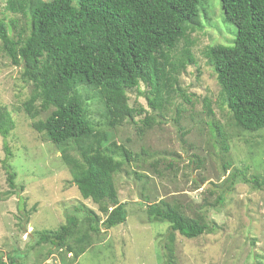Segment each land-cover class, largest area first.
I'll return each mask as SVG.
<instances>
[{"label": "trees", "instance_id": "16d2710c", "mask_svg": "<svg viewBox=\"0 0 264 264\" xmlns=\"http://www.w3.org/2000/svg\"><path fill=\"white\" fill-rule=\"evenodd\" d=\"M199 0H6V6L29 17V28L16 36L0 19L1 48L14 65H22L21 77L32 90L27 110L51 112L32 123L59 150L83 199L97 205L96 213L83 203L73 206L55 230H32L34 243L72 252L76 257L85 250L82 243L101 227L109 229L128 216L125 202L118 200L114 174L133 156L128 149L109 141L99 132L87 109V96L81 88L98 91L108 125L125 120L150 125V116L141 107L128 103V89L143 83L151 97L152 108H162L164 98L174 92L176 75L195 63L188 33L200 27ZM223 18L236 27L231 45H209L204 55L211 65L220 88L221 103L227 108L232 124L240 131L264 128V0H220ZM180 41L183 55L169 58ZM165 95V97H164ZM207 115L213 118L209 98H203ZM31 113L30 115H32ZM145 113L142 119L135 116ZM214 142L219 149L223 171L230 166L226 135L212 119ZM9 111L0 106V136L13 129ZM1 165L6 174V196L18 195L17 209L28 222L34 206L27 207L24 187L15 182L16 173L8 159L9 146L4 141ZM70 149L75 153H70ZM136 155V154H135ZM202 164L200 157L195 158ZM193 162V160H192ZM237 182L259 186L258 177L247 168H232L218 187H222L210 206L221 204L226 192ZM146 198V197H145ZM146 200V199H145ZM207 207V206H206ZM148 222L169 223L168 239L173 233L194 238L209 229L200 214L186 215L178 203L164 199L147 201L144 209ZM81 230H83L81 232ZM74 245H77L75 247ZM0 264H24L15 254H0Z\"/></svg>", "mask_w": 264, "mask_h": 264}, {"label": "rangeland", "instance_id": "374dc122", "mask_svg": "<svg viewBox=\"0 0 264 264\" xmlns=\"http://www.w3.org/2000/svg\"><path fill=\"white\" fill-rule=\"evenodd\" d=\"M28 18L0 0V19L8 25L14 23L8 28L11 36L21 28L27 31ZM198 21L201 26L188 33L195 63L178 72L176 88L164 95L162 108L150 106L151 95L143 83L127 90L129 105L141 107L151 117L149 126L129 120L108 125L98 91L81 88L98 131L133 156L114 174L118 200L125 202L128 210L126 220L109 229L101 227L98 234L89 232V240L82 243L85 250L76 257L50 244L30 249L35 237L32 230H55L79 203L102 214L95 203L80 196L56 146L32 127L33 122L45 119L52 107L33 113L30 104L27 110L32 85L22 79V65L11 63L0 42V106L9 111L14 122L9 134L0 136V254H15L24 264H264V128L246 132L232 124L204 55L209 45H231L235 38L236 27L224 20L220 0H199ZM183 50L184 41H180L169 58H180ZM204 97L211 101L213 118L206 113ZM144 115L135 116V120ZM212 119L221 126L229 145L225 161L230 166L225 172L214 142ZM4 141L11 151L8 163L16 173L14 180L24 187L21 194L27 207L34 206L28 222L19 216L18 195L5 194ZM196 157L202 159L201 165ZM234 167L247 168L260 185L237 182L221 204L210 206L221 194L218 185ZM159 199L178 203L186 215H202L209 229L194 238L174 232L170 242L169 223L145 219L146 202Z\"/></svg>", "mask_w": 264, "mask_h": 264}]
</instances>
